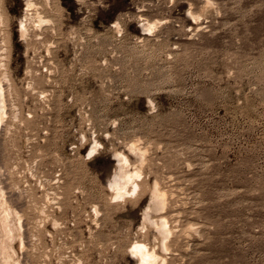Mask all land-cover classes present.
I'll list each match as a JSON object with an SVG mask.
<instances>
[{
    "label": "rangeland",
    "instance_id": "1",
    "mask_svg": "<svg viewBox=\"0 0 264 264\" xmlns=\"http://www.w3.org/2000/svg\"><path fill=\"white\" fill-rule=\"evenodd\" d=\"M24 3L4 0L18 106L0 136L7 191L28 217L21 258L137 264L130 246L158 243L140 227L158 179L171 264H264V0H53L55 23L29 42ZM206 5L198 21L188 13ZM142 20L160 24L146 33ZM133 140L150 148L144 182L115 202V154L134 163Z\"/></svg>",
    "mask_w": 264,
    "mask_h": 264
},
{
    "label": "bare ground",
    "instance_id": "2",
    "mask_svg": "<svg viewBox=\"0 0 264 264\" xmlns=\"http://www.w3.org/2000/svg\"><path fill=\"white\" fill-rule=\"evenodd\" d=\"M24 5H25L24 8L25 19H21L20 21V33L21 36L24 37L25 39H28L29 42L30 38H32L33 36L41 37V35L44 34V31H46L45 28L55 23V22L52 23L53 18L51 19V17H49L46 14V13H50L51 11H54V6H53V0H25ZM205 7L208 6L206 5ZM206 10L207 11L210 10L209 7L206 8L205 11H201V12H194L193 10L190 11L188 10V13L191 14L193 19L198 21L199 18H201L205 13H207ZM7 22H8L7 12L4 5V0H0V136L1 133L3 132L4 127L6 126L5 124L7 122V118L9 117V113L11 112L10 111L11 108L12 107L16 108L17 105V104L15 105L14 101L12 102L11 99H9L10 94L13 97L11 92L13 91V88L15 89V87L12 82L13 77L11 78L12 75L10 73L9 58H10V49H11V39L8 37ZM159 24H160V20H155V21L142 20V29L146 33L153 32L158 28ZM114 25L121 30V25L119 21H115ZM55 26L54 28H52L53 30H55ZM50 46L51 45H49L47 48V52L49 55L51 54ZM47 64L48 63L44 64L43 66L46 68V73L51 74V67H49ZM43 93L45 94V92ZM14 112L17 113V111ZM16 113L14 114V117L16 116ZM18 116L17 119H19ZM1 139H0V144L2 141ZM2 145L4 146V144ZM101 147H103V143L96 137L90 148V155H94L96 152H98V150ZM1 148L2 147L0 146V149ZM128 150L137 158V160L134 163L132 162L130 155L125 151H117L115 154L117 163L112 172L110 183L108 186L109 190L112 191V198L115 199V202H119L120 200L124 201L125 199L132 197L134 195L137 196L140 193L141 187L144 182L143 168H144V164L148 160V156L150 154V148L142 145V143L139 140H133L129 143ZM3 154H5V152ZM3 154H1L0 157L3 156ZM4 168H6V166ZM3 175L5 174L2 173V168L0 166V264H29V260L26 262L25 259L23 260V258H21L27 252L28 249L27 243L29 242L27 240L29 239V237L26 230V226H27L26 220H28V217L25 211L21 210L18 207V205H16L17 201L15 200V198L14 201L13 198L9 195V190L7 191V187L5 185V180L3 178ZM6 178L9 179L8 176H6ZM8 188L10 187L8 186ZM151 193H152L151 201L148 203L146 207H144V211L142 214L143 221L140 227L145 232L148 231L149 228H154L159 234V236L156 235L155 237L156 240H158V243L151 244L147 241L138 239L130 246V253L136 259L137 264H169L170 260L168 256L172 252L171 241L173 237H175L176 231L172 226L170 218L166 215V210L168 208V203H169L168 192L162 187L160 181L158 179H155L152 185ZM94 210H95V215L98 217V215L100 214L99 207L95 205ZM40 211L43 214L44 213L46 214L44 209L42 210L40 209ZM46 222H47V217L42 219L40 224L42 223L45 224ZM50 222L55 228H57L59 226L60 221H58L57 218L51 217ZM29 231H31V229H29ZM33 234H30V236H32ZM31 263L32 262L30 261V264Z\"/></svg>",
    "mask_w": 264,
    "mask_h": 264
}]
</instances>
